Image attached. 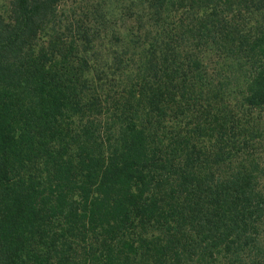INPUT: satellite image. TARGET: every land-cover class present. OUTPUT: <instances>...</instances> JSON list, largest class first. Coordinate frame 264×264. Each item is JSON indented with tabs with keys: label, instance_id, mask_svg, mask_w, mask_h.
I'll return each mask as SVG.
<instances>
[{
	"label": "trees",
	"instance_id": "trees-1",
	"mask_svg": "<svg viewBox=\"0 0 264 264\" xmlns=\"http://www.w3.org/2000/svg\"><path fill=\"white\" fill-rule=\"evenodd\" d=\"M0 13V264H264V0Z\"/></svg>",
	"mask_w": 264,
	"mask_h": 264
},
{
	"label": "rangeland",
	"instance_id": "rangeland-1",
	"mask_svg": "<svg viewBox=\"0 0 264 264\" xmlns=\"http://www.w3.org/2000/svg\"><path fill=\"white\" fill-rule=\"evenodd\" d=\"M8 0H0V13H3L7 7ZM66 5L69 7L86 5L88 7L98 6L101 11H111L113 13L112 20L118 23V14L121 10L125 9L129 2L128 0H66Z\"/></svg>",
	"mask_w": 264,
	"mask_h": 264
}]
</instances>
